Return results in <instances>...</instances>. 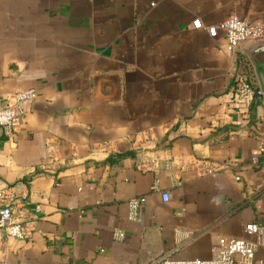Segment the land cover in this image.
Masks as SVG:
<instances>
[{"label": "crops", "instance_id": "1", "mask_svg": "<svg viewBox=\"0 0 264 264\" xmlns=\"http://www.w3.org/2000/svg\"><path fill=\"white\" fill-rule=\"evenodd\" d=\"M234 15L264 24V0H0V107L37 91L0 129V187L28 228L0 264L209 260L219 238L264 224V107L251 118L227 97L250 49L207 30Z\"/></svg>", "mask_w": 264, "mask_h": 264}, {"label": "built area", "instance_id": "2", "mask_svg": "<svg viewBox=\"0 0 264 264\" xmlns=\"http://www.w3.org/2000/svg\"><path fill=\"white\" fill-rule=\"evenodd\" d=\"M193 27L201 29L203 24L198 19L193 22ZM207 30L211 38L216 37L218 31L223 32L227 41V52L230 54L235 53L245 43L264 40L263 23L248 22L236 15L217 26L208 27ZM247 67L248 72L243 70L235 74L233 86L227 93L229 107H250L255 102L259 103V107H264V97L255 75L249 64ZM36 98L37 91L34 89L17 92L13 94L9 105L0 107V129L6 135H12L21 121L23 105L34 101ZM49 162L56 169L62 164L55 149L50 151ZM154 163L153 160H149L148 163H141V167L148 170L154 166ZM253 163L258 164L261 161L254 158ZM262 163H264V159ZM192 166L200 175H209L215 172V169L205 162L195 161ZM161 197L164 203L170 200L169 192H161ZM18 202L12 188L0 187V250L5 246L6 237L18 240L28 237V228L22 220ZM145 204V196L131 199L128 202L129 220L139 221ZM244 231L247 238H219L213 249V256L209 260H176L169 255H162L150 264H264V224L248 223ZM116 237L124 239L125 235L119 232L116 233ZM260 251H262V257L258 256Z\"/></svg>", "mask_w": 264, "mask_h": 264}, {"label": "water", "instance_id": "3", "mask_svg": "<svg viewBox=\"0 0 264 264\" xmlns=\"http://www.w3.org/2000/svg\"><path fill=\"white\" fill-rule=\"evenodd\" d=\"M244 50L250 49L248 58L253 69L258 86L264 97V40L242 45Z\"/></svg>", "mask_w": 264, "mask_h": 264}, {"label": "trees", "instance_id": "4", "mask_svg": "<svg viewBox=\"0 0 264 264\" xmlns=\"http://www.w3.org/2000/svg\"><path fill=\"white\" fill-rule=\"evenodd\" d=\"M258 105L259 103L255 102L253 105L250 106L249 115L251 118L254 116V112H253L254 108L259 107Z\"/></svg>", "mask_w": 264, "mask_h": 264}]
</instances>
